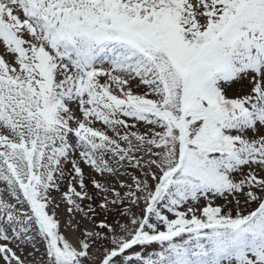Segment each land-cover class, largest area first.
<instances>
[{
  "label": "snow or ice",
  "instance_id": "obj_1",
  "mask_svg": "<svg viewBox=\"0 0 264 264\" xmlns=\"http://www.w3.org/2000/svg\"><path fill=\"white\" fill-rule=\"evenodd\" d=\"M0 264H264V0H0Z\"/></svg>",
  "mask_w": 264,
  "mask_h": 264
},
{
  "label": "rangeland",
  "instance_id": "obj_2",
  "mask_svg": "<svg viewBox=\"0 0 264 264\" xmlns=\"http://www.w3.org/2000/svg\"><path fill=\"white\" fill-rule=\"evenodd\" d=\"M59 215H60L61 222L63 223V221L65 219V214H64V211H63V206L59 210ZM61 231H65L63 229V227L61 228ZM66 235L68 236L69 239H70L71 236H73V237L75 236L77 238L79 236V233L66 232Z\"/></svg>",
  "mask_w": 264,
  "mask_h": 264
},
{
  "label": "bare ground",
  "instance_id": "obj_3",
  "mask_svg": "<svg viewBox=\"0 0 264 264\" xmlns=\"http://www.w3.org/2000/svg\"><path fill=\"white\" fill-rule=\"evenodd\" d=\"M75 239H76L75 236L74 237L73 236L70 237V240H73L74 241Z\"/></svg>",
  "mask_w": 264,
  "mask_h": 264
}]
</instances>
